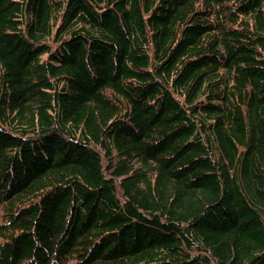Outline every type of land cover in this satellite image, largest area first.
<instances>
[{"label":"trees","instance_id":"16d2710c","mask_svg":"<svg viewBox=\"0 0 264 264\" xmlns=\"http://www.w3.org/2000/svg\"><path fill=\"white\" fill-rule=\"evenodd\" d=\"M0 264H264V0H0Z\"/></svg>","mask_w":264,"mask_h":264}]
</instances>
